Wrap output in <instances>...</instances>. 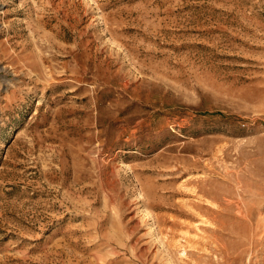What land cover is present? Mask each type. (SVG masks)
Listing matches in <instances>:
<instances>
[{
	"label": "rangeland",
	"instance_id": "obj_1",
	"mask_svg": "<svg viewBox=\"0 0 264 264\" xmlns=\"http://www.w3.org/2000/svg\"><path fill=\"white\" fill-rule=\"evenodd\" d=\"M112 263L264 264V0H0V264Z\"/></svg>",
	"mask_w": 264,
	"mask_h": 264
},
{
	"label": "bare ground",
	"instance_id": "obj_2",
	"mask_svg": "<svg viewBox=\"0 0 264 264\" xmlns=\"http://www.w3.org/2000/svg\"><path fill=\"white\" fill-rule=\"evenodd\" d=\"M195 194V193H194ZM202 196V195H201ZM196 200H197V197H196ZM208 203V202H207ZM206 203V204H207ZM203 204V203H202ZM210 204V203H209ZM213 205V204H212ZM204 206V205H203ZM214 206V205H213ZM211 208V207H210ZM220 208V207H219ZM198 209V208H197ZM196 210V209H195ZM215 210V209H214ZM217 210V209H216ZM190 213V212H189ZM192 214V213H191ZM211 214V213H210ZM240 214V213H239ZM217 215H218V213H217ZM216 215V216H217ZM220 215V214H219ZM192 216H193V214H192ZM196 216V215H195ZM243 216V215H242ZM239 217V216H238ZM215 218V217H214ZM209 219H210V217H209ZM239 219V218H238ZM212 220H213V218H212ZM241 220H242V218H241ZM154 221V220H153ZM202 221H203V219H202ZM246 221V220H245ZM251 221V220H250ZM209 222H211V221H209ZM241 222V221H240ZM214 223V222H213ZM245 224V223H244ZM242 225V224H241ZM209 226V225H208ZM246 227V226H245ZM238 228V227H237ZM253 228V227H252ZM205 229V228H204ZM211 229V228H210ZM214 229V228H213ZM250 229V228H249ZM207 230V229H206ZM205 230V231H206ZM216 230V229H215ZM252 230V229H251ZM204 231V230H203ZM212 231V230H211ZM246 234H247V232H246ZM196 235V234H195ZM240 235V234H239ZM189 236V235H188ZM191 236V235H190ZM240 236H242V234L240 235ZM193 237V236H192ZM245 237V236H244ZM251 240V239H250ZM254 240V239H253ZM245 241V240H244ZM247 242V241H246ZM243 245V244H242ZM245 246V245H244ZM239 247V246H238ZM253 247V246H252ZM192 250H194V249H192ZM122 251V250H121ZM196 251V250H195ZM111 252V251H110ZM250 252H251V250H250ZM124 254V253H123ZM241 254V253H240ZM96 255H98L97 253H96ZM103 255H105L104 253H103ZM237 257V256H236ZM96 258V257H95ZM252 259V258H251ZM96 260V259H95ZM97 260H98V258H97ZM101 260H103V257H102V259H100V261ZM99 261V262H100ZM240 261H242V260H240ZM98 262V261H97ZM122 263V262H121ZM113 264V263H112ZM236 264V263H235ZM241 264V263H240ZM246 264V263H245Z\"/></svg>",
	"mask_w": 264,
	"mask_h": 264
}]
</instances>
